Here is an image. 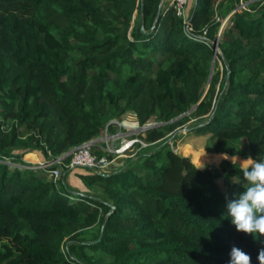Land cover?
I'll list each match as a JSON object with an SVG mask.
<instances>
[{"label":"trees","instance_id":"obj_1","mask_svg":"<svg viewBox=\"0 0 264 264\" xmlns=\"http://www.w3.org/2000/svg\"><path fill=\"white\" fill-rule=\"evenodd\" d=\"M186 17L166 0H0V264H228L233 246L260 264L264 236L227 216L241 167L171 143L264 160V0H192ZM129 113L154 119L145 145L102 173L67 166ZM28 152L60 158L55 182Z\"/></svg>","mask_w":264,"mask_h":264},{"label":"clouds","instance_id":"obj_2","mask_svg":"<svg viewBox=\"0 0 264 264\" xmlns=\"http://www.w3.org/2000/svg\"><path fill=\"white\" fill-rule=\"evenodd\" d=\"M220 159H231L233 164L238 161L237 156L229 158L224 153L220 154ZM242 161H247L241 168L242 191L232 193V198L225 196L227 216L237 232L251 234L254 238L257 234L264 236V160L257 161L249 156L239 164ZM229 256L228 264H251V257L235 246ZM257 259L264 264V249L259 251Z\"/></svg>","mask_w":264,"mask_h":264},{"label":"rangeland","instance_id":"obj_3","mask_svg":"<svg viewBox=\"0 0 264 264\" xmlns=\"http://www.w3.org/2000/svg\"><path fill=\"white\" fill-rule=\"evenodd\" d=\"M171 1L172 0H166V4L169 5L171 3ZM191 1L192 0H186L185 5H184V15H186V13L190 7ZM229 15L230 14L227 13L225 18L222 19L221 26L225 25ZM113 121L115 123L113 124L114 126L112 128H114V129L112 132L115 133V135L112 136L113 138L108 140V145H112L114 147H117L121 144L120 141L134 140V142H132V145L129 147V149H127V151L120 153V154L115 153V155H114L115 159H113V162L111 163V165L108 167L107 170H110L112 168H115V167L121 165V163L123 162V159L130 156L131 154H133V151H135L137 149V143L139 144V142L142 141V139L140 138V135L142 134V131H143L142 127L143 126H141L137 123V121L133 115H131L129 113V114H126L125 116H123L122 118H120L119 120H113ZM153 122H154V119L151 118L147 124H152ZM147 124H145V125H147ZM122 125H124V127ZM182 132L184 133V130ZM100 137H102V135ZM175 142L176 143H171V145H173L172 146L173 150L180 155L188 156L190 159H192L191 161L193 163H195L196 166H198V165L204 166V165H208V164H213V165L218 167L222 163H224V161H230L231 162V159H220V154L218 155L215 153H209L203 147H196L194 145L195 140L189 139L188 136L183 135L181 137H178ZM194 157H197L200 160L198 162H195V161H193ZM228 157L231 158V156H228ZM237 157L238 158L240 157L241 159L248 158V157H241V156H237ZM241 159H238L237 165H239L242 168L243 166H245L247 164V162L242 161L243 163L241 162L239 164V161H241ZM83 169L84 168H77L76 171L81 172V171H83ZM71 180H72L71 184L73 185V187H75L78 190L84 189V187H82V184L80 182H78L75 175H71Z\"/></svg>","mask_w":264,"mask_h":264},{"label":"built area","instance_id":"obj_4","mask_svg":"<svg viewBox=\"0 0 264 264\" xmlns=\"http://www.w3.org/2000/svg\"><path fill=\"white\" fill-rule=\"evenodd\" d=\"M186 0H172L169 5L173 6L176 14L178 16H181L184 21H186V15H184V5ZM121 144L117 147H114L112 145H106V147L103 149L102 155H97L92 150V140L85 142L77 147H74L69 155L70 160L68 163V167L70 168H91L94 171L98 173H102L108 169V167L113 162V159H115V153L120 154L132 145V142L134 140L129 141H120ZM141 145H145L143 141L139 142ZM113 155L114 157L109 159L108 156ZM60 158L57 160L47 161L42 160L39 163L31 164L29 163V167L32 168H42L46 172L48 178L52 179L54 182L57 180L60 172L58 168H51L50 165L56 162H59ZM25 161V160H24ZM26 162V161H25ZM9 163V162H8ZM28 163V162H27Z\"/></svg>","mask_w":264,"mask_h":264},{"label":"crops","instance_id":"obj_5","mask_svg":"<svg viewBox=\"0 0 264 264\" xmlns=\"http://www.w3.org/2000/svg\"><path fill=\"white\" fill-rule=\"evenodd\" d=\"M112 122L115 123L114 121H112ZM122 126L124 127V125H122ZM113 129L114 128H111V131L110 132H108L107 130H105L104 131V134L102 135V137L98 136V137H96L95 139L92 140V145H93V149L94 150H100L101 152H103V149L108 144V140H110L111 138H113L112 136L115 135V133L112 132ZM41 158H40V155L38 153H36V152H29V153H26L23 156V160H25L26 162L31 163V164L39 163L43 159V158L42 159ZM238 159H241V158L239 157ZM241 160H244V159H241ZM71 175H73V172L69 176V180L72 183Z\"/></svg>","mask_w":264,"mask_h":264},{"label":"water","instance_id":"obj_6","mask_svg":"<svg viewBox=\"0 0 264 264\" xmlns=\"http://www.w3.org/2000/svg\"><path fill=\"white\" fill-rule=\"evenodd\" d=\"M217 44L215 43L214 46H215V50H214V56H213V59H212V63H211V73H210V77H211V74H212V71H213V66H214V59H215V53H216V50H217ZM151 124H147V125H144L142 127L143 130L147 129L148 127H150ZM72 150V149H71ZM70 150V151H71ZM70 151H68L67 153H69ZM57 160V159H56ZM101 239V235L98 237L97 241H100Z\"/></svg>","mask_w":264,"mask_h":264},{"label":"bare ground","instance_id":"obj_7","mask_svg":"<svg viewBox=\"0 0 264 264\" xmlns=\"http://www.w3.org/2000/svg\"><path fill=\"white\" fill-rule=\"evenodd\" d=\"M92 147H93V145H92ZM197 151H198V150H197ZM28 153H29V152H28ZM25 154H26V153H25ZM25 154H24V155H25ZM24 155H23V156H24ZM198 155H199V154H198ZM218 155H219V154H218ZM202 157H203V156H202ZM191 160H192V159H191ZM199 160H200V159L197 158V157H194V159H193V161H195V162H198ZM191 162H192V161H191ZM242 163H243V162H242ZM194 164H195V163H194ZM198 166H199V165H198Z\"/></svg>","mask_w":264,"mask_h":264}]
</instances>
